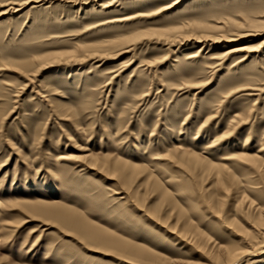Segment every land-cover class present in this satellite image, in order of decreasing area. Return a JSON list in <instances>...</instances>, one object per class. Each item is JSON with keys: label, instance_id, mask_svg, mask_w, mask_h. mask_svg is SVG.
<instances>
[{"label": "rangeland", "instance_id": "rangeland-1", "mask_svg": "<svg viewBox=\"0 0 264 264\" xmlns=\"http://www.w3.org/2000/svg\"><path fill=\"white\" fill-rule=\"evenodd\" d=\"M263 126L264 0H0V264L130 262L24 201L204 261L187 223L224 247L264 209ZM192 152L258 162L231 160L224 189Z\"/></svg>", "mask_w": 264, "mask_h": 264}, {"label": "bare ground", "instance_id": "bare-ground-1", "mask_svg": "<svg viewBox=\"0 0 264 264\" xmlns=\"http://www.w3.org/2000/svg\"><path fill=\"white\" fill-rule=\"evenodd\" d=\"M29 1H35V0H29ZM238 50H240V48L239 49L232 48L227 51V54H231ZM258 140L264 142V126L261 128L260 132L258 133ZM213 143L214 142L209 144H204L202 146L203 153H206L208 151L212 153L215 144ZM167 153H169V151ZM198 156L199 155H196L193 152L189 153L186 162L188 164L192 163L194 166H199L200 168L202 167L203 170L213 171L215 174V182L217 183L218 186L224 189L227 188L228 185L227 183H229V181H227L228 180L227 174L230 171L228 168L230 165L228 163H230L231 160H233L234 158H239L243 160H248L255 164L258 162L257 160L258 157L256 155H247L243 153L231 154L221 157L220 160L222 161V163L219 164L207 162L206 160H204L206 158H204L203 156H199V157ZM89 157L90 155H86L83 158H89ZM182 161L184 160L182 159ZM116 164L118 165V163ZM117 165H115L116 168L114 166V169H112L113 173H117L121 171V170L119 171V167ZM155 184L157 189H162L160 187V183H155ZM163 195L168 196L166 190L164 191ZM20 205L24 206L27 212L36 215L38 214V216L40 215L39 217L44 218V216L41 215H49L54 217L55 218L54 220H56V222L58 223L65 222L70 224L72 227H74L77 231L81 232L86 237H90L95 241L98 240L105 243L104 246L106 249L111 250L110 248L107 247L113 245L114 246L113 250L115 249V251L117 252L123 254L125 251H128L127 253L130 254L131 256L129 264H236L243 262L244 260H249L252 254H254V251L256 249H258L261 246L264 247V209L262 208L259 211L258 217L253 221L252 223L253 225H251V228H243L242 226L237 224H235L237 226L234 225L235 229L240 233L238 235L239 241L238 243L227 244L224 247H217L214 245H210V242L203 235V233H201L197 228L191 226L190 223H187L184 229L182 230L184 232H191V234H193L191 238L193 241L192 242L193 245L198 247L201 251H203V254L206 257V259L201 262V261H197V260L194 261L189 259L186 260L166 259L160 256L159 254H155L154 252L148 249H144L140 246L134 245L133 243L127 242L124 240V238H121L108 230L101 229L99 226L85 220L80 215V213H78V211L61 204L48 203L45 201H28V202L24 201ZM168 229H170V227ZM172 234L175 236L176 240H179V238H183V239L187 238L186 235L183 234V232H178L175 234V232L172 231ZM175 239L173 237V241H175ZM166 241L168 242V240L164 238V240L161 242L166 243ZM132 253H134L135 255Z\"/></svg>", "mask_w": 264, "mask_h": 264}]
</instances>
